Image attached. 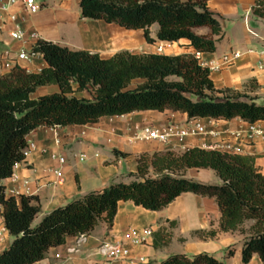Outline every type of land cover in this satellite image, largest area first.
Listing matches in <instances>:
<instances>
[{
	"label": "trees",
	"instance_id": "1",
	"mask_svg": "<svg viewBox=\"0 0 264 264\" xmlns=\"http://www.w3.org/2000/svg\"><path fill=\"white\" fill-rule=\"evenodd\" d=\"M208 1L79 0V8L82 19L142 30L148 44L156 41L150 28L158 25V41L187 40L197 53L211 54L222 40L223 31ZM252 14L264 19V0H256ZM202 29L207 33H198ZM32 54L41 55L47 64L40 72L30 73L16 66L0 75V207L5 228L13 237L9 248L0 254V264H36L52 248L89 235L100 223L111 228L120 202L156 212L184 193L213 199L221 214V232L249 234L242 247V263L248 264L257 255L264 264V174L256 167V158L249 155L198 147L183 152L142 153L136 158L134 181L113 182L100 192L55 209L34 225L41 211L37 198L6 197L2 181L25 161L27 136L36 129L84 126L104 117L145 111L179 112L190 120L240 119L250 125L264 124V103L245 92L216 88L210 69L195 55L120 51L104 59L99 54L74 51L45 40L35 43ZM46 86H57L59 92L32 97ZM89 86L93 88V99L73 96ZM113 154L128 156L116 150ZM192 168L213 170L221 183L204 184L184 177ZM248 222L252 225L245 230ZM169 224L171 228L176 225ZM194 235L212 239L217 231H197ZM155 240L156 248L167 246L171 235L159 230ZM233 255L234 249L230 248L224 258ZM161 264L225 263L201 253L192 258L174 254Z\"/></svg>",
	"mask_w": 264,
	"mask_h": 264
},
{
	"label": "crops",
	"instance_id": "2",
	"mask_svg": "<svg viewBox=\"0 0 264 264\" xmlns=\"http://www.w3.org/2000/svg\"><path fill=\"white\" fill-rule=\"evenodd\" d=\"M255 2L209 0L208 8L218 19L223 38L214 53L200 54L198 59L210 69V77L216 88L245 92L259 103H264V19L252 14ZM35 3L40 6V10L31 14L22 3L8 5V0H0V6H6L2 11L4 25L0 31V52L8 50L13 56L21 52L30 55L35 43L45 40L74 51L99 54L104 59L120 51L197 54L187 40L176 43L158 41V25L150 28L151 37L156 41L148 44L142 30L130 31L103 21L82 19L79 0H35ZM16 32L22 35L20 40L12 38V33ZM198 33L205 34L207 30L202 29ZM234 54L238 55L236 59L225 61L226 57ZM16 65L30 73H38L47 66L39 54L30 55ZM6 73L0 69V75ZM73 89H77L76 84H73ZM57 92V86H46L39 88L32 97ZM73 96L93 99V88L89 86L82 92H75ZM254 125L264 130L263 123ZM196 126L202 127L205 133L184 137L177 135L167 142L138 138V130L161 132L173 127L181 133L193 130ZM250 126L240 119L190 120L179 112L145 111L121 117H104L96 124L84 126L39 128L27 136L28 146L33 144L35 149L29 152L24 162L14 167L12 176L2 181V185L6 197H15L17 200L21 196L37 198L41 209L34 220V225H37L55 209L91 192H100L113 182L127 184L134 181L136 158L142 153L183 152L198 147L249 155L256 158V167L264 174V135L250 137ZM114 150L128 156L116 157ZM60 155L66 158L65 165H60L55 158ZM58 169L62 171L61 183H57L54 174ZM150 175L153 176V173ZM183 175L204 184L221 183L211 169L192 168ZM220 219V211L213 199L191 193L180 195L166 208L156 212L137 207L131 202H120L111 228L106 223H100L87 235L85 242L79 243V237L71 238L64 245L52 248L47 257L36 264H102L104 257L98 253V247L105 242L125 245L133 258L143 257L147 264H161L174 254L192 258L201 253H208L225 264H243L242 247L249 234L221 232ZM169 222H175L176 225L171 228ZM251 225L252 222H248L245 230ZM144 229H150L152 235L146 238L144 244H134L131 231ZM159 230L170 233L171 240L167 246L156 248L154 239ZM208 230L217 231L216 237L202 239L194 235L197 231ZM12 241L0 207V254L9 248ZM230 248L234 249V255L225 259L226 251ZM248 264L262 262L254 255Z\"/></svg>",
	"mask_w": 264,
	"mask_h": 264
},
{
	"label": "built area",
	"instance_id": "3",
	"mask_svg": "<svg viewBox=\"0 0 264 264\" xmlns=\"http://www.w3.org/2000/svg\"><path fill=\"white\" fill-rule=\"evenodd\" d=\"M16 3H22L29 13L34 14L37 13L40 10V6L36 5L35 0H8V5H13ZM6 9V6H0V31L3 28L4 22L2 18V11ZM14 19V17H12ZM12 38L15 40H20L22 38V35L18 32L12 33ZM33 55V54H30ZM30 55H28L25 52H21L16 56H13L8 50H3L0 52V69L5 72H10L13 68H15L18 61L26 60ZM200 56V53L196 54V57L198 58ZM238 57L237 54L231 55V57H226L225 61H229L232 59H236ZM7 74V73H6ZM139 139L143 140H158L161 142H167L170 138L174 136H188V135H197V134H204L205 131L202 127L196 126L195 129L185 131V132H177L175 128L169 127L161 132L154 131L150 129H143L141 131L138 130ZM249 135L250 137H256V136H263L264 130L256 127L254 124L250 126L249 129ZM239 136V135H236ZM35 149V146L33 144H30L27 146V148L24 150L25 157L28 156L29 152L31 150ZM60 165H65L66 158L64 156H56L55 157ZM54 174L56 178L58 179L57 183L62 182V171L61 169L55 170ZM152 235V231L150 229H144L142 231L139 230H132L131 231V240L136 245H142L145 243L146 238L150 237ZM87 239V235H82L79 237V243L85 242ZM98 253L104 257V261L102 264H147V261L143 257L139 258H133L130 254V251L125 247V245L121 243H109L105 242L102 243L98 247Z\"/></svg>",
	"mask_w": 264,
	"mask_h": 264
},
{
	"label": "bare ground",
	"instance_id": "4",
	"mask_svg": "<svg viewBox=\"0 0 264 264\" xmlns=\"http://www.w3.org/2000/svg\"><path fill=\"white\" fill-rule=\"evenodd\" d=\"M129 39H130V38H129ZM120 40H122V39H119V41H120ZM124 41H125V40H124ZM128 41H130V40H128ZM131 44H132V43H131ZM118 47H119V46H118Z\"/></svg>",
	"mask_w": 264,
	"mask_h": 264
},
{
	"label": "rangeland",
	"instance_id": "5",
	"mask_svg": "<svg viewBox=\"0 0 264 264\" xmlns=\"http://www.w3.org/2000/svg\"><path fill=\"white\" fill-rule=\"evenodd\" d=\"M177 245H179V244L177 243ZM238 246H239V245H237L236 248H238Z\"/></svg>",
	"mask_w": 264,
	"mask_h": 264
}]
</instances>
